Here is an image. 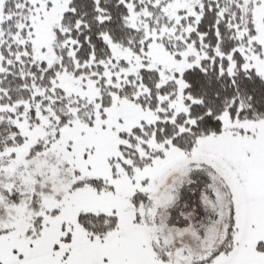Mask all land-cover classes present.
<instances>
[{
	"label": "snow or ice",
	"instance_id": "6c2138e0",
	"mask_svg": "<svg viewBox=\"0 0 264 264\" xmlns=\"http://www.w3.org/2000/svg\"><path fill=\"white\" fill-rule=\"evenodd\" d=\"M0 264H264V0H0Z\"/></svg>",
	"mask_w": 264,
	"mask_h": 264
}]
</instances>
